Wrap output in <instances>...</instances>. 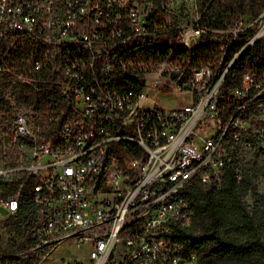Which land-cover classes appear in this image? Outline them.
Wrapping results in <instances>:
<instances>
[{
	"label": "built area",
	"instance_id": "built-area-1",
	"mask_svg": "<svg viewBox=\"0 0 264 264\" xmlns=\"http://www.w3.org/2000/svg\"><path fill=\"white\" fill-rule=\"evenodd\" d=\"M200 14L198 0H0L1 76L55 93L7 112L0 127V215L16 216L26 189L35 222L31 244L0 253V264H42L68 240L87 251L63 264H197L175 236L193 221L185 191L221 184L235 128L248 130L254 117L243 110L264 92L249 95L259 84L248 72L222 90L241 52L264 37V9L227 29ZM149 85L188 102L151 106ZM229 102L241 112L225 119Z\"/></svg>",
	"mask_w": 264,
	"mask_h": 264
},
{
	"label": "trees",
	"instance_id": "trees-1",
	"mask_svg": "<svg viewBox=\"0 0 264 264\" xmlns=\"http://www.w3.org/2000/svg\"><path fill=\"white\" fill-rule=\"evenodd\" d=\"M200 22L210 28L227 29L232 26L239 15L249 18L258 16L264 9V0H198ZM252 31L240 33L233 45L227 51L225 64L232 58L234 52L241 49ZM204 38L210 40L228 41L229 34L207 32ZM211 41V40H210ZM223 42V41H222ZM219 48L221 42H207ZM6 45L0 49V56ZM20 51H11L10 59L14 60L16 68ZM240 65L238 69L236 65ZM236 65V66H235ZM250 73L254 83L249 89V95L254 96L259 88L264 87V37L246 47L226 73L222 82V90L241 85L244 73ZM23 93L24 102L29 105L36 101H47L55 93L50 90L29 88ZM5 102L4 99H0ZM259 103H262L259 106ZM238 102H229L224 114L225 119L236 112L239 114ZM244 114L253 113L248 130L240 129V138L233 142L231 162L225 167L221 184L205 185L195 181L186 189V196L193 208L194 216L190 225L178 230L176 238L183 245V256L189 258L196 255L197 264H264V191L259 190L258 180L264 176V148L260 141L264 139V120L259 116L264 113V92L255 96L247 103ZM262 124L261 134L254 133ZM251 141V146L244 148L242 142ZM236 168L240 172H236ZM18 182H11L8 192L14 191ZM250 197L251 201L247 200ZM22 209L16 216L6 217L4 225L11 233L10 237H0V253L23 248L32 242L35 230L34 213L31 210L30 197L25 189L22 195ZM26 239V240H24Z\"/></svg>",
	"mask_w": 264,
	"mask_h": 264
},
{
	"label": "rangeland",
	"instance_id": "rangeland-1",
	"mask_svg": "<svg viewBox=\"0 0 264 264\" xmlns=\"http://www.w3.org/2000/svg\"><path fill=\"white\" fill-rule=\"evenodd\" d=\"M237 65V63H236ZM235 65V66H236ZM240 65L235 68L238 69ZM0 73V99H4L5 102L0 101V127H6L7 124V112L16 111L24 108L23 93L25 92L18 84H14V79L9 77L4 78ZM264 91V88L261 90ZM146 92L150 97V105H154V101L157 102L159 107L172 108L181 106L187 103L188 100L184 98L183 92H175L169 89V92L161 91L156 85H149L146 88ZM259 190L264 191V176L258 180ZM250 202V197H247ZM5 217L0 215V237L4 239V245L6 239H8L11 233L7 230L4 225ZM264 236V233H263ZM87 251L86 246L76 247L74 242L68 240L62 243L59 248L54 251L48 259L42 264H63L62 258L69 257L71 255L80 254Z\"/></svg>",
	"mask_w": 264,
	"mask_h": 264
},
{
	"label": "water",
	"instance_id": "water-1",
	"mask_svg": "<svg viewBox=\"0 0 264 264\" xmlns=\"http://www.w3.org/2000/svg\"><path fill=\"white\" fill-rule=\"evenodd\" d=\"M198 37H199V35H196V38H198ZM249 45H250V44H248L247 47H248ZM245 48H246V47H245Z\"/></svg>",
	"mask_w": 264,
	"mask_h": 264
}]
</instances>
